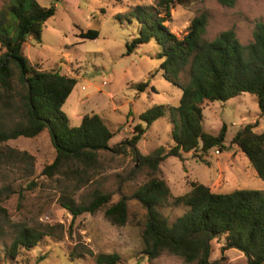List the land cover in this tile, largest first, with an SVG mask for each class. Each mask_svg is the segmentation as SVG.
<instances>
[{"label": "rangeland", "instance_id": "374dc122", "mask_svg": "<svg viewBox=\"0 0 264 264\" xmlns=\"http://www.w3.org/2000/svg\"><path fill=\"white\" fill-rule=\"evenodd\" d=\"M5 1L0 0V8ZM36 1L43 7H55L56 13L43 25L41 43L30 37L24 44L23 55L41 71H56L77 80L62 108L72 127H80L82 118L94 113L116 136L109 143L111 150L100 152V164L90 173L91 182L79 191L64 176L50 179L43 174L57 155L47 131L35 138L21 137L6 144L8 149L29 153L34 160L31 165L28 160L8 158L0 164V264H96L89 257L70 256L81 250H91L96 255L117 254L121 264H186L167 253L153 260L143 254L146 210L132 197L149 180L150 169L142 166L128 147L124 146L125 152L121 154L114 151L134 135L138 125L145 131L137 146L141 156H151L159 149L167 153L174 147L168 117L148 126L140 116L155 106L177 107L182 91L163 78V59L158 57L161 47L154 39L132 52L127 47L137 38L139 26L132 17V23L125 17L138 7H156L158 0ZM202 15L208 18L205 39L212 41L223 32L234 30L240 43L247 46L254 41L256 25L264 23V0H237L234 7L223 6L216 0L175 6L166 25L182 38L191 21ZM7 30L14 38L16 26L12 22ZM89 30L99 31V38L80 37ZM142 83L147 85L143 90ZM184 83H188L187 79ZM203 109L208 133L216 136L227 125V149L223 153L213 150L203 158L195 152L181 158L167 156L160 164L159 177L170 189V202L189 193L192 182L206 185L217 194L264 191V182L248 159L231 146L234 135L249 124L256 125V133L264 132V114L257 97L244 94L225 104L206 102ZM17 122L16 117L6 119L8 127ZM5 153L10 156L9 150L5 149ZM95 189L111 193V204L128 198L129 220L125 226L112 225L105 218V210L73 220L60 204L64 194L78 204L88 202ZM159 210L170 223L186 212L185 208L172 205ZM57 226L62 228L54 231L55 236L44 238L31 250L22 248L14 259H6L5 249L24 228L46 231ZM224 243V239L213 241L212 262L248 264L238 250L223 251Z\"/></svg>", "mask_w": 264, "mask_h": 264}, {"label": "trees", "instance_id": "16d2710c", "mask_svg": "<svg viewBox=\"0 0 264 264\" xmlns=\"http://www.w3.org/2000/svg\"><path fill=\"white\" fill-rule=\"evenodd\" d=\"M198 1L205 0H158L156 7H138L125 17L130 23L134 19L139 26L137 38L127 45L129 52L154 39L161 47L158 57L163 59V78L180 88L182 95L177 107L155 106L140 116L148 126L168 117L172 124V149L167 153L159 149L151 156H141L137 146L145 131L138 125L134 135L114 151L121 154L128 147L141 165L150 169L149 180L132 197L146 210L142 243L143 254L150 260L167 253L186 264H219L211 261L213 241L224 239L223 251L238 250L248 264H264V191L235 190L217 194L206 185L192 182L189 193L170 202V189L159 177L160 164L167 156L181 158L183 154L195 152L203 158L213 150L223 153L227 149V125L216 136L204 128L206 102L225 104L250 94L257 97L264 114V23L256 25L254 41L247 46L240 43L234 30L223 32L212 41L205 39L206 15L194 18L187 33L179 38L166 25L172 9ZM216 1L226 7H234L237 2ZM55 13V7H43L36 0H6L0 8V164L16 158L28 160L32 165L34 157L8 149L6 144L21 137L35 138L47 131L57 155L43 174L50 179L64 176L79 191L91 182L90 173L100 164V152L111 150L109 143L116 134L94 113L85 115L80 127H72L62 108L77 80L56 71H41L31 66L23 55L24 44L30 37L41 43L43 25ZM10 22L16 26L14 38L7 30ZM99 35V31L89 30L80 37L96 40ZM145 87V83L140 84L141 90ZM8 117L18 119L14 127H8ZM255 127L249 124L239 130L231 146L245 155L257 177L264 182V132L256 133ZM112 197L111 193L95 189L88 202L78 204L64 194L60 204L73 220L105 210V218L112 225L125 226L129 220L128 198L111 204ZM168 205L185 208L186 212L170 223L159 210ZM57 228L62 227L46 231L24 228L5 249L6 259L16 258L22 248L37 247L44 238L55 236ZM70 256L73 259L89 257L96 264H121L117 254L96 255L91 250H81Z\"/></svg>", "mask_w": 264, "mask_h": 264}]
</instances>
